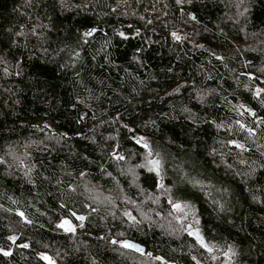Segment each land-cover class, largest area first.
<instances>
[{
  "label": "trees",
  "instance_id": "trees-1",
  "mask_svg": "<svg viewBox=\"0 0 264 264\" xmlns=\"http://www.w3.org/2000/svg\"><path fill=\"white\" fill-rule=\"evenodd\" d=\"M107 2L116 4V0ZM70 3L80 5L82 0ZM167 3L168 9L159 3L157 11L154 0H131L130 10L144 16L140 20L136 16H118L103 4L94 7L89 3L85 12L79 8L62 11L58 0H33L30 5L27 0H0V57L5 61L0 64V154L10 148L19 155L26 151L29 159L25 163L37 166L32 184L18 170L5 175L6 166L0 164V264H49L43 258L46 254L53 264H90L89 253L100 264H151L148 253L162 256L171 264H196L192 255L202 260L195 249L189 254L187 245L195 244L194 238L186 234L182 239L170 237L147 224L143 225V235L128 230L131 242L145 249L141 255L100 240L106 230L93 227L92 218L85 222L84 230L76 229V244L72 233L65 228L56 229L53 223L60 222L63 216L74 227L79 221L70 210L76 211L77 216L86 211L77 201H66L60 193L61 186L75 183L68 172L78 179L80 171H84L92 185L107 192L114 182L102 178L100 167L104 166L120 180L125 192L135 197L139 190L131 184V175L120 176L109 154L115 151L127 158L133 152H143L141 145L129 139L132 136L146 138L154 145L159 143L180 156V149L169 144L163 133L185 150L195 147V155L207 165V178L221 189L196 197L206 241L237 245L240 264H264V169L255 174V179L245 182L226 166L216 167L219 157L213 162L206 153L213 146L219 147L217 141L228 134L217 132L212 123L203 121L207 118L220 122L231 114L220 96L209 97V104L202 106L193 91L196 86L217 87L222 79L225 96L236 91V95L229 96L233 103L242 101L264 117V108L251 93L237 90L229 78V69H236L235 75L245 73L240 77L242 81L248 75L260 76L256 85L264 87V75L256 71L264 66V54L248 51L264 39L251 35L264 30V0H252L247 20L242 19L239 24L229 18L236 11L230 6L231 0H193L192 4L180 6L175 0ZM101 11L111 14L99 18ZM40 23L49 27L42 28ZM91 29H96L95 34L84 42L82 34ZM120 31L124 37L118 35ZM173 34L182 40H174ZM201 44L204 48L194 47ZM217 56L224 58L228 68ZM249 62L252 66L245 67ZM201 66L216 78L205 83ZM179 85H184L180 93L169 95ZM78 96L86 98L90 107L79 103ZM182 105L197 113L201 122L193 123L187 114H181ZM153 120L155 126L148 123ZM125 124L135 131L129 133ZM110 136L117 139H109ZM252 154L258 156L254 150ZM137 162H141L140 157L133 160ZM227 162L231 164L233 158L229 156ZM139 172L147 175L144 170ZM57 179L63 185L57 184ZM148 179L155 181L154 177ZM166 182L172 183L170 179ZM138 183L155 190L154 183ZM221 196L233 209L231 213L214 211L213 200ZM253 197L259 201L254 202ZM110 228L113 238L117 231L125 230L111 220ZM77 244L79 252L74 251ZM199 252L205 253V249L200 248Z\"/></svg>",
  "mask_w": 264,
  "mask_h": 264
},
{
  "label": "clouds",
  "instance_id": "clouds-1",
  "mask_svg": "<svg viewBox=\"0 0 264 264\" xmlns=\"http://www.w3.org/2000/svg\"><path fill=\"white\" fill-rule=\"evenodd\" d=\"M27 2L30 5L33 0H27ZM139 2L141 0H137V3ZM58 3L62 11H73L79 8L85 12L87 11V5L89 3L94 7L103 4L105 7L110 8L111 12L117 13L118 16H136L140 20H144L142 14L130 10L131 0H116L115 5L109 4L107 0H82L80 5L71 4L70 0H58ZM154 3L157 5V11L160 10L159 3H164L166 9L170 7L167 0H154ZM175 3L180 6L183 4H192L193 0H175ZM251 3L252 0H231L230 6L235 8L236 11L229 18L233 19L236 24H239L242 19L247 20V14L251 10ZM125 5L129 6L128 10L124 9ZM118 9L120 10L119 12H117ZM110 14L109 12L101 11L98 13V17L103 18ZM183 15L184 13L181 14L182 17ZM192 19H195V17L193 16ZM147 23H151V21H147ZM40 27L48 28L49 25L40 23ZM241 30L243 31V28ZM95 31L96 29L85 31L82 34L84 42H87V39L95 34ZM118 35L121 37L125 36L123 31L118 32ZM136 35H139V30H137ZM251 35L264 36V30L259 33L253 32ZM173 36L176 41L182 40L179 35L173 34ZM260 45H264V39L259 40L256 45L250 46L248 51L264 54V47H260ZM194 47L204 48V45L201 44ZM77 55L79 56V54ZM216 59L221 60L224 67L228 68L223 57L217 56ZM4 63L3 57H0V64ZM262 65H264V60H262ZM244 66L251 67L252 65L249 62ZM199 71L204 75L205 83L216 78L214 73L207 72L202 66ZM236 71V69H229V78L235 82L237 90L242 89L245 92H250L252 98L259 102L261 108H264V87H259L255 82L260 76L253 77L248 75V78L242 81L240 77L244 76L245 73L241 72L239 75H235ZM256 71L264 75V66L257 67ZM4 72L6 76L9 74L7 69ZM77 79H79V74L77 75ZM182 87L184 85L177 86L169 95L180 93ZM193 91L195 92L196 102L202 106L209 104V97L220 96L222 104L231 114L222 118L220 122L214 119L210 121L207 118L204 119L203 122L212 123L217 132L225 131L228 134L226 137L217 141L219 147L213 146L206 155L211 157L213 162H215L216 157H219L220 163L216 164L217 168L224 165L227 169L232 170L235 176L244 178L245 182L249 179H255V174L260 169H264V117L258 116L254 109L242 101L233 103L229 99V96L236 95V91L230 92L229 96H225L222 79L219 80L217 87L205 88L196 86ZM96 99H99V97H96ZM77 100L79 103L84 104L85 107H90L86 103V98L78 96ZM179 111L181 114H187L186 118L192 120L193 123L201 122L197 119L198 114L194 113L187 105H182ZM233 116L235 117L234 119ZM171 118L179 119L176 116H172ZM148 123L152 126L156 125L154 120ZM253 124L256 125L255 128L252 127ZM123 127L129 133L135 131L129 128L127 124L123 125ZM241 134H243V140L240 139ZM163 135L169 144H173L176 148L180 149V156L173 153L171 149L164 148L159 143L154 145L152 141L146 138L132 136H129V139H133L136 144L141 145L144 149L143 152H133L127 158L124 153L113 151L109 154V158L116 163L120 176L127 178L131 175V184L139 190L135 197L130 192L126 193L125 189L121 186L120 180L111 171H107L104 166L100 167L102 178H110L114 182L112 188L107 192L98 190V185H92L87 179V175L89 174H86L84 171H80L78 179L72 172L67 173L69 177L75 180V183L63 185V182L57 179L56 183L63 185L60 188V193L65 197V200L68 202L75 200L86 210L78 216L76 211L70 210L71 215L79 221V224L74 226L72 231H68L72 233L71 239L73 243L76 244L77 240L76 229L84 230L86 227L85 222L90 221V218H92L90 222L93 227L104 228L106 230L104 235L99 237L100 240L105 241L109 245H115L119 249H130L143 255L144 249L131 242V234L128 230L134 229L143 235V225L147 224L150 229H162L170 237L182 239L186 234L194 238L195 244L189 243L187 247L189 254L195 249L197 254L202 257L201 260L197 258V255L191 256L196 264H209L210 261L212 264H240V251L237 245L230 243H225L224 245L211 243L210 241H206L203 235L201 211L196 203V197L200 193L211 195L213 191H221L217 187V182L207 178V165L202 158H198L195 155V147L190 150H185L183 145L177 144L167 133H163ZM109 139H117V137L110 136ZM117 143L119 144V141ZM30 146L28 145L26 147ZM253 150L258 156L252 154ZM229 156L233 158L231 164L227 162ZM137 157H140L141 162L133 163V160ZM28 159L29 154L26 151L23 155H19L14 148H10L0 154V164L6 166L5 175L11 176L15 170H18L27 178L28 183L34 184L33 173L37 166L33 163L26 164L25 161ZM139 170H144V173L147 175L141 174ZM148 177H154L155 181L153 182ZM45 179L48 180L49 177H45ZM169 179L172 181L171 184L166 182ZM141 180H144L149 185H153L154 183L155 190L150 191L141 187L140 183H138ZM224 191L226 193L227 189H224ZM181 192L186 195H180L179 193ZM253 201L258 202L259 198L253 197ZM12 203L16 204L17 201L12 200ZM213 204L216 206L214 208L215 212L231 213L233 211L223 196L214 199ZM64 206L62 203L61 207L63 208ZM0 208H3V205H0ZM4 210L11 211V209ZM134 212L136 213L135 215L133 214ZM217 219H219L218 216ZM96 220H99L100 223L97 224L95 222ZM110 220L112 222H119L122 228L125 229L117 231L115 234L116 238L112 237ZM64 221L63 216L60 222L54 221L55 228L62 229L60 225ZM228 223L231 224L232 221L229 220ZM201 240H203V244ZM84 243L85 247H87L86 242ZM125 243L131 244L133 247H125ZM43 247L48 248V245L44 244ZM200 248L205 249V253H200ZM74 251H80L78 244L74 247ZM37 255L42 254L37 253ZM55 255L59 256V251H56ZM148 257L151 264H156L157 261L160 264H171L170 261L165 260L162 256L153 257L151 253H148ZM221 257H224V259H221ZM88 258L90 264H100L91 253H89Z\"/></svg>",
  "mask_w": 264,
  "mask_h": 264
},
{
  "label": "snow or ice",
  "instance_id": "snow-or-ice-1",
  "mask_svg": "<svg viewBox=\"0 0 264 264\" xmlns=\"http://www.w3.org/2000/svg\"><path fill=\"white\" fill-rule=\"evenodd\" d=\"M177 207H179V205H177ZM21 216H23V213H20ZM62 228H65L67 231H72L73 230V227L72 225L70 224L69 221L65 220L61 225H60ZM195 235V234H194ZM10 239H14V238H10ZM201 243L203 244V240H201ZM125 247H133V245L131 244H128V243H125L124 244ZM24 247H27V245H24ZM10 253L8 252H4V255H9ZM45 260H48L49 261V264H52V261H51V258L50 257H47V256H44L43 257Z\"/></svg>",
  "mask_w": 264,
  "mask_h": 264
},
{
  "label": "rangeland",
  "instance_id": "rangeland-1",
  "mask_svg": "<svg viewBox=\"0 0 264 264\" xmlns=\"http://www.w3.org/2000/svg\"><path fill=\"white\" fill-rule=\"evenodd\" d=\"M65 220H67V221H69L70 222V224L72 225V227H73V223L69 220V219H67V218H64ZM45 256H47V257H50L48 254H46ZM51 258V257H50ZM48 261V260H47ZM51 261H52V264L54 263V261H53V259L51 258ZM49 262V261H48Z\"/></svg>",
  "mask_w": 264,
  "mask_h": 264
},
{
  "label": "water",
  "instance_id": "water-1",
  "mask_svg": "<svg viewBox=\"0 0 264 264\" xmlns=\"http://www.w3.org/2000/svg\"><path fill=\"white\" fill-rule=\"evenodd\" d=\"M144 249V248H143ZM144 251H145V249H144Z\"/></svg>",
  "mask_w": 264,
  "mask_h": 264
}]
</instances>
